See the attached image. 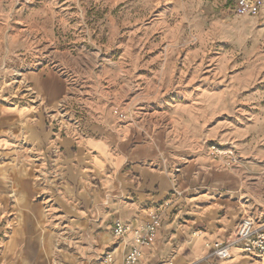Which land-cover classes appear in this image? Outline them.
<instances>
[{
  "label": "crops",
  "instance_id": "1",
  "mask_svg": "<svg viewBox=\"0 0 264 264\" xmlns=\"http://www.w3.org/2000/svg\"><path fill=\"white\" fill-rule=\"evenodd\" d=\"M195 5L191 2L189 9ZM181 7L185 9L184 4ZM213 27L228 29L230 39L226 42L234 43L238 37L237 42L245 46L244 64L249 65L232 84L250 93L247 87L260 75L258 67L250 65H263L259 72L264 68V61H252L260 53L258 20L241 17L228 25L216 20ZM179 43L175 40L168 47L179 48ZM61 54L48 65L24 73L30 84L28 96L20 85H14L7 98L0 93V225L6 228L0 264H40L30 259L39 246L44 251L42 264L57 261L55 234L46 226L51 211L74 225L81 241L93 226L89 237L95 241L77 252L65 249L54 264H107L100 256L110 247L113 264H123L131 237L117 244L112 236L107 237L110 230L100 228L108 229L116 222L142 225L170 196L175 199L162 212V228L156 240L143 248L139 264H264V257L247 255L240 247L232 249L229 260H219L210 248L215 242L230 241L243 214L238 195L226 188L241 186L243 175L256 174L255 169L232 174L207 158L203 143L217 134L211 124V92H198L208 97L210 104L204 120L192 117L178 131L177 139L169 140L164 130L152 131L155 122L162 121L131 118L136 105L123 109L120 93L103 89L104 83L115 85L121 77L119 64H102L99 69L84 55L89 65L86 83L79 90L74 88V75L79 79L80 73L73 67L72 55ZM228 56L226 52L225 61ZM6 60H0V76ZM166 66L167 61L159 77L146 85L149 96L154 80L169 77ZM263 98L258 90L250 95L248 106L255 108L254 123L264 118ZM62 103L68 104V116L74 113L70 111L72 103L79 106L75 117L82 123L78 128L71 125L67 131L60 130ZM179 124L175 123L177 130ZM159 134L163 149L156 140ZM233 134L228 135L236 138L237 133ZM173 148L179 149L178 155L170 154Z\"/></svg>",
  "mask_w": 264,
  "mask_h": 264
},
{
  "label": "rangeland",
  "instance_id": "2",
  "mask_svg": "<svg viewBox=\"0 0 264 264\" xmlns=\"http://www.w3.org/2000/svg\"><path fill=\"white\" fill-rule=\"evenodd\" d=\"M191 2L197 4L192 10L189 9ZM238 18L241 17L235 15L229 0H0V60L7 58L6 69L0 76V90L5 98L10 96L14 88V72L25 65L33 66L35 62H39L41 68L48 65L50 59L61 57L62 52L72 55L73 67L77 68L82 80L74 75V88L80 90L86 83L84 78L89 61L84 55L87 54L99 65L96 68L101 69L102 64L120 65L119 80L115 85L104 83L103 89L120 93L119 104L123 109L136 105L131 118L162 121L155 122L152 131L164 130L169 140H176L183 130L181 128L192 117L200 122L204 120L210 104L208 97L198 92L200 89L211 92V124L217 134L203 143L206 156L213 164L217 163L218 168L232 174L256 170L253 176H242L241 186L226 189L238 195L242 216L250 213L259 228L264 225V118L261 123H254L255 108L248 106V102L250 95L257 90L264 95V68L259 72L263 65H250L258 67L257 74L260 73L247 87L250 93L232 84L233 79L240 77L249 65L244 64L245 46L241 47L237 36L236 42H226L230 39L228 29L213 27L216 20L228 25ZM250 18L258 20L260 29V53H256L252 61H264V17L261 14ZM112 22L115 23L114 30ZM4 26L7 33L5 28L1 29ZM175 40L180 41V47H168ZM226 52L229 54L227 61L223 58ZM188 58L190 62L187 64ZM166 61L169 77L154 80L152 96H149L146 85L159 77ZM262 104L264 109V98ZM77 108L78 105L71 104L70 111L74 113L70 117L82 123L78 116L75 117V112L80 111ZM242 108L246 109L242 111ZM178 121L180 130L175 126ZM229 133H237V137H231ZM156 140L163 149L162 134ZM211 146L222 151L218 159L210 156ZM169 152L176 156L180 151L173 148ZM228 157L237 161L232 167L225 165ZM174 199L170 196L153 215L162 218L166 204ZM52 213L46 226L55 234L57 261L53 264L59 262V254L65 249L77 252L81 246L95 243L89 237L93 226L85 231L86 240L81 241L73 231L74 225ZM116 223L108 225V229L100 228V231L110 230L107 237L112 236L118 244L121 240L115 237L113 230ZM4 226L0 225V254L6 238ZM129 237L133 239V234ZM111 248L100 256L101 262H106ZM43 258L42 246L30 256L40 264Z\"/></svg>",
  "mask_w": 264,
  "mask_h": 264
},
{
  "label": "built area",
  "instance_id": "3",
  "mask_svg": "<svg viewBox=\"0 0 264 264\" xmlns=\"http://www.w3.org/2000/svg\"><path fill=\"white\" fill-rule=\"evenodd\" d=\"M232 4L233 11L238 17H257L263 14L264 17V0H229ZM264 19V18H262ZM39 62H35L32 65H25L21 70L14 74L15 86L22 88V92L28 96L31 92L29 89V83L24 79V73L27 71L35 70L39 68ZM0 93L2 91L0 90ZM7 98V97H6ZM67 103H62L59 112L61 114L59 119V127L61 131L69 130L70 126L76 128L79 127V122L73 120L66 114ZM222 151L217 146H211L210 156L214 159H218L221 156ZM237 161L233 157H228L225 165L226 167H232ZM163 221L158 215H152L144 225H124L117 222L114 225V235L117 239L125 241L129 235L133 234L132 244L125 255L123 264H139L143 257V248L152 244L162 228ZM257 220L248 213L242 216L237 223L235 231L230 237L229 242H215L210 245L213 255L219 260H229L232 258V249L240 247L243 253L247 255H258L264 257V225L256 228ZM106 262L108 264L114 263L112 254L106 256Z\"/></svg>",
  "mask_w": 264,
  "mask_h": 264
},
{
  "label": "bare ground",
  "instance_id": "4",
  "mask_svg": "<svg viewBox=\"0 0 264 264\" xmlns=\"http://www.w3.org/2000/svg\"><path fill=\"white\" fill-rule=\"evenodd\" d=\"M33 73V72H32ZM132 235V234H131Z\"/></svg>",
  "mask_w": 264,
  "mask_h": 264
}]
</instances>
